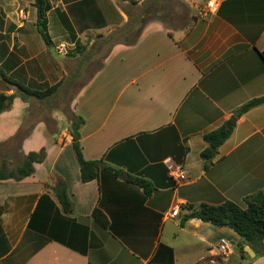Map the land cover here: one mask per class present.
<instances>
[{
	"label": "crops",
	"instance_id": "crops-1",
	"mask_svg": "<svg viewBox=\"0 0 264 264\" xmlns=\"http://www.w3.org/2000/svg\"><path fill=\"white\" fill-rule=\"evenodd\" d=\"M178 1L189 10L187 29L146 23L134 45L111 47L103 66L71 100V112L84 120L83 158L106 166L96 180L80 181L62 115H53L60 123L55 136L38 120L22 140L24 156L44 149L45 159L27 178L0 181V264H264V256L255 253L254 258L240 256L233 231L197 219L180 227L177 218L180 207L228 201L244 208L246 197L264 195V103L235 116L242 105L264 96V63L258 55L264 50V0H215L216 10L204 15L209 0ZM46 2L47 19L54 6L68 17L66 9L72 7L78 20L90 11L97 15L94 8L79 9L89 5L86 0ZM119 15L121 28L127 17ZM19 27L18 51L5 42L3 74L27 86L40 82L30 65L39 50L44 57L35 67L45 74L42 79L53 75L46 83L57 81L60 63L36 27ZM4 83L1 93L14 95ZM28 106L15 97L10 110L0 114V144L23 127ZM231 117L230 137L204 168L199 156L206 147L203 135ZM171 166L186 180L174 183ZM127 176L148 181L154 191L146 197L125 182ZM57 179L65 182L73 204L68 214L53 190ZM96 208L108 220L106 229L91 218ZM221 240L229 256L219 263L213 249Z\"/></svg>",
	"mask_w": 264,
	"mask_h": 264
},
{
	"label": "trees",
	"instance_id": "trees-1",
	"mask_svg": "<svg viewBox=\"0 0 264 264\" xmlns=\"http://www.w3.org/2000/svg\"><path fill=\"white\" fill-rule=\"evenodd\" d=\"M136 5L137 1H130ZM179 6L187 11L189 18V10L185 4L178 1ZM161 6V5H160ZM158 3L153 2L148 7L140 10L139 14L131 15L130 12L125 14L128 17V23L122 28L115 31L108 36L106 41L111 43V46L116 44H123L132 46L136 43L143 27L150 21H155L151 18L150 14L153 12L160 13L167 10L160 7ZM33 7L35 8V27L38 35L46 46L50 45V39L47 33V12L50 7L46 0H33ZM127 9V7H125ZM130 8V7H128ZM125 9V10H126ZM165 9V10H164ZM189 21L192 20L189 18ZM66 28L67 22H64ZM133 34V38L125 41L127 35ZM260 59L264 63V50L258 53ZM0 78L8 85L15 89L16 94L5 95L0 92V114L10 110L13 99L19 97L22 101L26 102L30 98L37 100L46 99L55 94L58 85H53L47 89L40 91L24 85L18 81L6 77L0 72ZM264 103V96L252 99L242 105L236 112L235 116L240 117L248 110L259 106ZM68 133L71 137V146L79 166L80 181L87 183L98 178L99 170L106 167L102 160L86 161L82 156L80 139V130L84 125V120L80 116L73 113H68ZM47 126V125H46ZM234 125L227 126L226 124L221 127L203 135V141L206 144L205 149L200 153V159L204 164V168L212 165L213 160L218 154L219 147L228 140ZM30 129L22 127L17 134L9 141L0 144V181L13 180L20 181L24 178L31 176L34 172V164L42 163L45 159V150L41 149L38 152H31L23 155L20 150L21 142L26 138ZM50 134L55 136V133L50 131ZM120 171H114V176H119ZM125 182L142 189L143 194L149 197L154 191L153 186L146 180L138 177L127 176ZM56 199L60 205V209L64 214H68L73 210V204L67 193L66 184L63 180L57 179L53 187ZM244 208L232 202H224L218 206L199 205V206H185L180 207L177 218L179 219V226L183 227L185 223L192 219H197L205 223H209L219 228H225L233 231L238 237L239 242L236 245L237 252L241 257H247L244 252V247H249L256 255V258L264 256V195L256 193L244 199ZM93 222L101 229L108 227V220L106 216L99 210L94 209L91 213Z\"/></svg>",
	"mask_w": 264,
	"mask_h": 264
},
{
	"label": "rangeland",
	"instance_id": "rangeland-1",
	"mask_svg": "<svg viewBox=\"0 0 264 264\" xmlns=\"http://www.w3.org/2000/svg\"><path fill=\"white\" fill-rule=\"evenodd\" d=\"M72 1L79 3L83 0H65L66 3ZM86 1L89 2V5L81 6L79 9L91 7L95 9L97 15L95 13L91 14L92 11H90V15L78 20L77 14H73L72 7L67 8L68 10L65 8L69 15L68 17L65 13H60L59 8L54 6V9L48 16L49 26H47V33L49 27L50 35L48 33V36L50 45H44V47L47 48L51 57L59 61L61 75L56 79L57 81L51 84L46 83L53 79V75L42 79L43 73L35 65L37 63L40 66L44 56L41 55L39 50H34L36 59L30 64L34 66L32 67L34 69L33 76L37 74L39 79L45 81L40 80V82L34 83L26 77L24 79L31 82V86H28L40 91L56 84L58 88L54 95L46 99H28V118H26V122L24 119V129L31 128L35 122L40 120L47 125L49 132L58 134L60 123L53 117L54 114L63 116L68 129L67 115L68 113H72L70 110L71 100L94 73L103 66L104 58L112 47L111 43L106 41V39L120 29L118 28L120 11L126 17L125 11L136 16L141 9L156 2V0H145V2L138 6V4L133 5L131 2L123 3V0ZM156 3L160 4L161 6H159L165 8L167 11L160 13L153 12L150 16L155 21H160L166 29H187L190 26L191 22L187 16V11L179 6L178 0H162ZM35 16L36 12L33 7V0H0V61L5 57L3 55L4 49H7L5 42H8L9 46L12 45L14 52L18 51L19 43L15 34L20 32L22 28L17 27L21 23H25L31 29L34 25L35 29ZM65 21L69 30L64 25ZM4 31L6 35H3ZM11 35L13 37L12 40ZM131 38H133V34L127 35L124 40L129 41ZM9 60L11 59L9 58ZM4 68L5 66L1 65V73H3ZM29 70L32 72L31 69ZM43 75L45 77V74ZM36 78L38 81V77ZM34 81L36 82V80ZM6 87L7 85L0 78V92L5 91ZM11 90L15 92L13 87ZM216 257L219 263H221L222 259L227 258L219 255Z\"/></svg>",
	"mask_w": 264,
	"mask_h": 264
},
{
	"label": "built area",
	"instance_id": "built-area-1",
	"mask_svg": "<svg viewBox=\"0 0 264 264\" xmlns=\"http://www.w3.org/2000/svg\"><path fill=\"white\" fill-rule=\"evenodd\" d=\"M216 10V1L215 0H209L205 3V6L203 8V13L208 14V13H213ZM168 174L170 179L174 183H182L183 181L186 180V175L184 172H182L179 168L175 166H171L168 168ZM176 208L173 209L172 215L175 213ZM214 254L216 256H225L227 257L229 255V247L226 241L221 240L216 247L213 249Z\"/></svg>",
	"mask_w": 264,
	"mask_h": 264
},
{
	"label": "water",
	"instance_id": "water-1",
	"mask_svg": "<svg viewBox=\"0 0 264 264\" xmlns=\"http://www.w3.org/2000/svg\"><path fill=\"white\" fill-rule=\"evenodd\" d=\"M234 122H235V117H231V119L227 121L226 125L231 126L234 124ZM243 250L249 257L254 258L255 256L254 252L249 247H244Z\"/></svg>",
	"mask_w": 264,
	"mask_h": 264
}]
</instances>
